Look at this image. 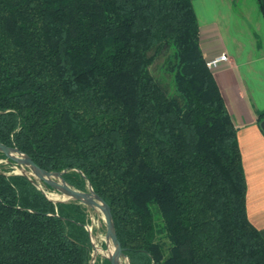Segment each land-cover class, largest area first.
Returning a JSON list of instances; mask_svg holds the SVG:
<instances>
[{
	"label": "trees",
	"instance_id": "trees-1",
	"mask_svg": "<svg viewBox=\"0 0 264 264\" xmlns=\"http://www.w3.org/2000/svg\"><path fill=\"white\" fill-rule=\"evenodd\" d=\"M164 49L172 95L150 71ZM0 142L76 189L90 182L131 264H264L194 0H0ZM5 165L0 264H91L84 205Z\"/></svg>",
	"mask_w": 264,
	"mask_h": 264
},
{
	"label": "crops",
	"instance_id": "crops-1",
	"mask_svg": "<svg viewBox=\"0 0 264 264\" xmlns=\"http://www.w3.org/2000/svg\"><path fill=\"white\" fill-rule=\"evenodd\" d=\"M200 40L231 118L238 128L247 177V211L264 236V17L257 0H194ZM205 11L211 19L200 20Z\"/></svg>",
	"mask_w": 264,
	"mask_h": 264
},
{
	"label": "rangeland",
	"instance_id": "rangeland-1",
	"mask_svg": "<svg viewBox=\"0 0 264 264\" xmlns=\"http://www.w3.org/2000/svg\"><path fill=\"white\" fill-rule=\"evenodd\" d=\"M206 15L204 17L199 16L200 20H207L211 19L209 17V14L207 11H205ZM172 53V49L169 51L163 52L159 54L156 59L153 61V63L150 65V71L155 77V79L159 82V84L162 86V88L168 93V94H174L175 92V82H174V72L172 70V62L170 55ZM6 164L4 169L7 170L8 173H27L29 176L35 179L33 176L34 171L29 168L26 164H21L17 161H14L13 159L7 157V158H0V164ZM53 179L57 181H61L60 177L57 175H54L52 177ZM43 188L46 191V194L52 198L55 202L63 201L67 202L70 200H73L70 198V196L62 189H58L55 187H52L45 182H41ZM73 187V186H72ZM88 188V186H87ZM82 205H84L87 215H88V223L86 224V228L88 230H91V240L92 244H94V249L92 252V264H111L110 260L106 256H102L98 252V248H102L104 250H107L108 244H107V224L104 217L103 212L100 209H96L93 207H90L86 205L83 202H80ZM162 238L160 239L163 243L166 253H168V246H169V240L163 236V234H160Z\"/></svg>",
	"mask_w": 264,
	"mask_h": 264
},
{
	"label": "water",
	"instance_id": "water-1",
	"mask_svg": "<svg viewBox=\"0 0 264 264\" xmlns=\"http://www.w3.org/2000/svg\"><path fill=\"white\" fill-rule=\"evenodd\" d=\"M164 52H166V49H164ZM261 126L264 130V119L261 122ZM0 151L5 153L7 157L13 159L14 161L28 165L29 168L34 171L35 174H33V176L35 177V179H32V177L25 172L23 174L31 178L34 183L45 193L46 191L43 188L41 182H45L46 184L52 187L64 190L70 196L71 199L79 200L80 202H83L90 207L100 209L104 214L107 224V240H111L112 244L115 246V250L112 256L107 258L110 260L111 264H121V257H125L128 259L129 264H131L130 258L124 253L121 242L117 236L112 209L110 205L106 202V200L94 191L90 182H88L87 191L76 189L72 187L63 177L65 171H48L40 167L37 163H35V161L25 152L21 151L17 147H11L2 142H0ZM54 175L59 176L61 181L53 179L52 177ZM89 232L91 234V230H89Z\"/></svg>",
	"mask_w": 264,
	"mask_h": 264
},
{
	"label": "bare ground",
	"instance_id": "bare-ground-1",
	"mask_svg": "<svg viewBox=\"0 0 264 264\" xmlns=\"http://www.w3.org/2000/svg\"><path fill=\"white\" fill-rule=\"evenodd\" d=\"M107 244H108V248H107V250H104V249H102V248H100V247L98 248V252H99L103 257H104V256H106V257H111L112 254H113V252H114V250H115V246L112 244V241H111V240H107ZM120 261H121V264H129L128 259L125 258V257H121Z\"/></svg>",
	"mask_w": 264,
	"mask_h": 264
},
{
	"label": "built area",
	"instance_id": "built-area-1",
	"mask_svg": "<svg viewBox=\"0 0 264 264\" xmlns=\"http://www.w3.org/2000/svg\"><path fill=\"white\" fill-rule=\"evenodd\" d=\"M227 59V55L223 53L221 56L212 58L208 60V66L212 69L218 65V63L222 60Z\"/></svg>",
	"mask_w": 264,
	"mask_h": 264
}]
</instances>
